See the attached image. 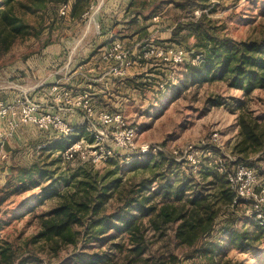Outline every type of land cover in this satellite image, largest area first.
Returning a JSON list of instances; mask_svg holds the SVG:
<instances>
[{
    "label": "rangeland",
    "instance_id": "1",
    "mask_svg": "<svg viewBox=\"0 0 264 264\" xmlns=\"http://www.w3.org/2000/svg\"><path fill=\"white\" fill-rule=\"evenodd\" d=\"M157 1L164 6L161 7V14L157 15L160 16L159 32L153 34L148 28L151 22L142 19L144 14L139 22L122 21L126 13L122 14L121 11L127 1L117 5L118 0H91L89 9L76 19L68 11L65 15L59 11L60 15L56 17L42 12L23 15L24 24L29 26V30L18 36L12 46L0 54V106L23 93L37 94L42 86L49 87L63 75H69L74 66L82 63L87 56L101 53L108 41L119 40L126 48L132 49L137 43L148 40L179 45L186 49L192 61L202 49L201 39L205 37V30L213 37L235 41L264 38V0H196L198 5L186 9L163 4L169 0ZM196 11H199L198 16H195ZM111 15H115V18ZM127 19L131 20L130 17ZM188 21L203 23L200 37L187 30L174 34L179 23ZM183 64L175 68L142 64L140 80L133 82L136 91L130 90L124 95L126 98L121 112L136 127L138 140L157 145L159 152L133 160L139 166L134 170L109 161L93 165V171L99 175L110 172L113 177H121L123 182L130 178L139 181L160 171L153 168L157 160L155 155L160 152L175 157L179 162L183 161V167L189 169L190 163L182 159L189 144L210 142L213 137L216 140L210 142L208 148L202 149L199 167L217 168L215 165L219 157L228 162L236 158L235 146L241 140L238 126L240 115L256 118L264 128V87L246 95L242 89L231 87L227 79L186 86L182 84ZM135 68L138 67L135 65ZM172 73L174 79L171 78ZM148 77L165 82L164 89H157L153 82H145ZM59 139L30 124L19 127L4 141L2 151L6 153V159L3 160L1 173L4 167L10 169L33 162H55L59 155L62 156L61 152L49 153L43 148ZM263 152L250 155L256 162L254 168H260L261 172H264ZM60 163L58 174L66 169L71 175L79 168L78 162L70 165L61 160ZM194 178L202 181L198 168L194 169ZM48 183L41 180V186ZM41 186L15 194L0 205V245L11 244L17 256L15 264L23 258L25 264H58L72 250L59 249L56 252L52 249V243L35 240L40 228L36 216L57 202V198H53L40 203L36 196ZM65 188L64 184L59 186L60 190ZM240 212L239 225L247 221L251 209L243 206ZM172 231L170 227L165 235L150 232L151 248L147 255L154 257L158 263L187 264L185 257L189 249L173 244ZM227 253L228 257L244 264H264V238L256 242L255 248H229ZM112 264L126 263L121 258Z\"/></svg>",
    "mask_w": 264,
    "mask_h": 264
},
{
    "label": "trees",
    "instance_id": "2",
    "mask_svg": "<svg viewBox=\"0 0 264 264\" xmlns=\"http://www.w3.org/2000/svg\"><path fill=\"white\" fill-rule=\"evenodd\" d=\"M90 4L91 0H0V54L29 30L23 15L42 12L56 17L61 7L67 6L70 16L76 19ZM163 4H174L180 9L198 5L196 0H169ZM128 6L127 17L134 23L143 14L146 21L160 15L164 5L157 0H131ZM202 25L199 21L182 22L174 34L187 30L200 37ZM204 33L198 53L200 61L188 60L183 64V85L227 79L231 87L242 89L246 95L264 87V38L235 41L213 37L206 30ZM238 126L241 140L235 146L233 162L256 170L250 155L264 150V128L256 118L245 115H240ZM45 132L60 138L45 145L43 149L49 153L62 152L77 139L72 134L68 137ZM155 157L153 168L160 171L139 181L130 178L126 182L110 172L99 175L92 170V164L79 160L67 162H78L77 171L69 175L65 169L58 174L63 160L60 155L51 163L6 167V178L4 171L0 173V181L5 178L0 182V205L15 194L41 186V180L49 181L40 187L36 198L40 203L53 198L57 202L36 216L40 228L35 240L52 243L56 252L72 249L58 264H112L121 258L126 264H165L147 255L151 248L149 233L165 235L170 227L173 244L189 249L187 264H244L228 257L227 249L255 248L256 242L264 238V226L252 214L245 223L237 224L242 216L240 210L250 207V202L237 198L216 167L201 168L199 164L202 181H196L194 169L184 168L183 161L163 152ZM109 161L133 170L139 167L134 161ZM256 173L264 185V172L258 168ZM61 184L66 186L64 190L59 189ZM112 198L115 201L111 202ZM16 259L11 244L0 245V264H15ZM18 264H25V259Z\"/></svg>",
    "mask_w": 264,
    "mask_h": 264
},
{
    "label": "built area",
    "instance_id": "3",
    "mask_svg": "<svg viewBox=\"0 0 264 264\" xmlns=\"http://www.w3.org/2000/svg\"><path fill=\"white\" fill-rule=\"evenodd\" d=\"M67 6L60 9L65 15ZM199 11L195 12L198 16ZM157 20V17H154ZM101 58L111 65L108 73L115 77H126L129 70L142 64L152 67L155 64L169 68L178 67L190 61L186 49L174 44H155L142 41L134 48H126L124 43L113 40L101 51ZM201 56L197 55L191 62L197 63ZM171 78L174 79L172 73ZM145 82H153L157 89H164L165 82H158L148 77ZM58 83L52 85L55 102L73 104L83 111L82 127L87 136H82L71 143L61 152L65 162L79 160L92 165L105 163L112 158H118L123 163H130L135 159L159 152V147L153 143L139 141L137 129L128 121L122 112L95 110L89 92H83L74 98L67 90L61 89ZM33 125L43 131H53L59 136H69L75 132L76 125L68 122L62 115L51 111L42 101L33 100L30 95L23 93L0 106V173L6 153L2 151L5 139L12 135L22 125ZM216 140L213 137L210 142ZM210 142L189 144L182 159L187 160L190 166L196 169L201 162L202 149L208 148ZM176 154H179L176 152ZM180 155V154H179ZM232 163V164H230ZM217 169L223 173L237 198L250 202L253 219L264 226V185L261 183L256 170L243 164L228 162L219 157L216 160Z\"/></svg>",
    "mask_w": 264,
    "mask_h": 264
},
{
    "label": "crops",
    "instance_id": "4",
    "mask_svg": "<svg viewBox=\"0 0 264 264\" xmlns=\"http://www.w3.org/2000/svg\"><path fill=\"white\" fill-rule=\"evenodd\" d=\"M112 1L115 2V0ZM121 1H127L126 7L121 11L122 14L126 13V18L122 21L129 22L130 19H127L129 0H118L117 5L121 4ZM121 16L124 18V15ZM111 17L115 18V15H111ZM138 17L141 19L140 16ZM155 17H157V20H154V18L148 20V22H151L148 28L152 34L159 32L157 27L160 16L156 15ZM110 42L112 41H108L106 44ZM81 62L74 66V69L69 75H63V77L59 78L60 80H56L53 84L58 83L61 89L69 91L74 98L83 92H89L91 95L90 101L95 110L121 112L123 109V100L126 98L124 96L125 93L130 90L132 92L136 91L133 82L140 80V72L143 69L140 66H137L138 68L134 66L129 70V74L126 77L112 76L108 73L111 63L103 61L101 53L97 54L96 52L95 54L92 53L87 56ZM52 85L49 87L44 85L38 89L37 94H31L30 96L33 100L42 101L51 111L59 113L68 122L76 125L75 134H73L77 139L82 136H87L88 134L81 125L83 120V111L81 108L73 104H66L63 101L55 102L54 93L51 90ZM6 169L4 170V177L8 174V170Z\"/></svg>",
    "mask_w": 264,
    "mask_h": 264
}]
</instances>
